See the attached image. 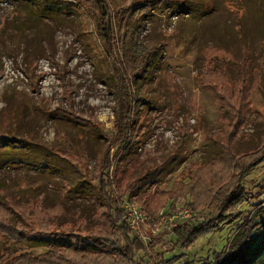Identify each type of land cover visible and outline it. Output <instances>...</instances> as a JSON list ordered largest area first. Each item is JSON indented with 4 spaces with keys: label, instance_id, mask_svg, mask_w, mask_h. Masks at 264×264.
I'll return each instance as SVG.
<instances>
[{
    "label": "rangeland",
    "instance_id": "374dc122",
    "mask_svg": "<svg viewBox=\"0 0 264 264\" xmlns=\"http://www.w3.org/2000/svg\"><path fill=\"white\" fill-rule=\"evenodd\" d=\"M101 1L105 9L97 0H0V203L33 205L40 224L68 221L66 230L89 236L104 224L95 219L98 178L122 112L112 64L127 50L125 27L143 0ZM154 1L137 22L141 47L152 55L142 79L130 85L132 101L139 93L147 104L137 109L139 135L116 183L121 190L156 180L162 192L173 189V201L160 213L152 244L135 206L131 227L147 247L136 254L138 264H154L151 245L161 254L173 229L192 216L187 196L195 207H213L204 192L214 197L230 183L238 162L258 163L242 181L251 196L242 209L248 216L264 203V0ZM235 106L244 113L239 128ZM166 201L154 199L152 210ZM240 223L164 258L206 264L221 256L222 262ZM23 242L25 252L45 251ZM5 243L0 233V256ZM70 257L84 264L83 255Z\"/></svg>",
    "mask_w": 264,
    "mask_h": 264
},
{
    "label": "trees",
    "instance_id": "16d2710c",
    "mask_svg": "<svg viewBox=\"0 0 264 264\" xmlns=\"http://www.w3.org/2000/svg\"><path fill=\"white\" fill-rule=\"evenodd\" d=\"M97 3L105 9L101 0H97ZM154 3V0L141 1L140 7L131 15L125 27L124 47L127 46V50L125 49L122 57L114 59L112 64L111 77L116 82L118 92L120 91L122 112H119L115 121L116 133L109 139L110 143L98 178L95 219L103 221L104 224L94 225L91 230L95 232V235L89 236L84 232L66 230L68 221L59 222L58 225L55 223V228L50 223L40 224L43 218L42 213L33 205H18L11 201H7L6 204L1 202L0 206L6 205L4 210L8 215L7 220L0 222V233L6 238L0 264H72L70 256L78 255L84 256V264L135 263L136 254L145 252L147 247L140 237L134 235L125 203L139 207L140 211L145 214L146 220L143 224L147 223L150 229L144 237L149 238L150 243H153V232L160 225V213L166 209L170 201H173L171 198L173 189L162 192L156 188L159 183L156 180L150 183L135 180L133 183H127V187L120 190L121 186L116 181L118 180L117 174L127 172L123 170L124 157L137 142L136 137L139 135V130L135 132V126L139 125L134 124L135 119H138L136 118L137 109L140 106L144 108L147 104L146 96L139 93L134 97V102L132 101L134 92L131 91L130 85L142 79L143 70L141 68L148 60V56L152 55L147 49L141 47L140 36L143 29L138 26L137 22L153 11L156 7ZM3 25L4 22L1 21L0 31ZM230 105L235 104L230 103ZM233 108L238 120L234 123V127L239 128L243 122L240 120L244 115L243 109L241 106ZM221 114L224 115L225 112ZM114 148L116 151L112 154ZM261 154L259 160H264V150ZM239 163L235 164L231 182L229 183L226 179L225 186L216 191L214 197L204 192L203 197L210 199L208 202H212L211 209H206L205 204H201L197 207L202 211H197L195 207L197 200L192 196H187L188 206L186 208L192 216L173 229L171 240L164 244L165 250L161 254L155 253L151 245L154 264H175L178 260L177 256L165 259L164 255L174 254L179 248L188 250L201 238L219 233L226 226L238 222H241L238 224L241 230L233 239L226 258L220 262L222 259L219 256L214 262L206 264H264V203L258 204L255 211L248 216L242 209L244 205L251 202V196L243 187L242 181L258 167V163L254 161ZM112 168L115 169L113 177ZM154 187L156 190L151 194ZM158 197H166L167 203L161 209L152 210L153 206L150 204ZM147 198H151L152 201L149 202ZM198 201L201 203L202 197ZM173 206L172 204V210H176ZM106 226L113 227V232L106 231ZM23 241H30L34 245L44 247L45 251L40 254L25 252L22 248ZM30 244L28 247L33 246ZM192 263L186 262L185 264Z\"/></svg>",
    "mask_w": 264,
    "mask_h": 264
},
{
    "label": "built area",
    "instance_id": "2783aa9c",
    "mask_svg": "<svg viewBox=\"0 0 264 264\" xmlns=\"http://www.w3.org/2000/svg\"><path fill=\"white\" fill-rule=\"evenodd\" d=\"M125 207H126V210H127V213H128V217L130 218V225L133 228H135L136 227V223H135V221L132 218H133V213L135 214L137 212V209H136L135 206L129 205V203H125ZM145 218H146L145 214L140 211V217H138L137 224H139L140 222L144 223V221L146 220Z\"/></svg>",
    "mask_w": 264,
    "mask_h": 264
}]
</instances>
